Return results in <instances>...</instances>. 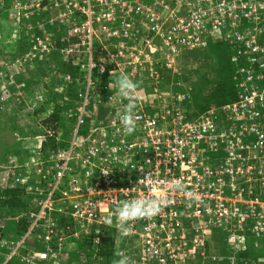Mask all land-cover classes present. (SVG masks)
<instances>
[{"label": "built area", "instance_id": "built-area-1", "mask_svg": "<svg viewBox=\"0 0 264 264\" xmlns=\"http://www.w3.org/2000/svg\"><path fill=\"white\" fill-rule=\"evenodd\" d=\"M3 8L17 23L67 26L65 38L77 39L84 47L67 45L65 50L88 55L90 85L115 70L127 71L132 78L146 72L147 78L158 80L164 68L176 70L172 62L183 49L205 45L211 37L231 41L232 61L244 76L240 84L244 91L236 101L189 116L166 104L188 101L189 93L170 100L156 94L147 103L138 92L139 119L131 135L123 132L120 123L111 131H90L86 137L75 134L73 146L81 148L74 157L72 216L79 223L73 236L89 237L83 250L96 263L104 261L99 253L104 217L119 200L160 195L173 201L160 215L132 223L124 237L136 239L140 259L153 264H175L203 249L204 232L224 226L226 215L236 220L237 231L240 192L225 195L222 185L264 184V44L260 42L264 0H0ZM102 40L117 45L114 49L105 45L103 54L127 57V63L95 59L99 54L95 42ZM142 56L148 57V64L142 63ZM159 56L164 65H159L160 59L154 61ZM244 61L248 64L241 69ZM163 121L168 124L162 126ZM69 163L65 161L66 168ZM148 174L163 185L182 179L185 201L180 192L161 193L166 187L160 184L153 191L143 180ZM193 191L200 195L198 203L187 195ZM182 204L187 211L182 212ZM250 210L264 218L262 209L252 205ZM65 228L72 232L70 224ZM108 228L118 235L115 224ZM55 233L53 227L47 229L43 241H50ZM38 256L28 254L25 259L31 262Z\"/></svg>", "mask_w": 264, "mask_h": 264}, {"label": "rangeland", "instance_id": "rangeland-1", "mask_svg": "<svg viewBox=\"0 0 264 264\" xmlns=\"http://www.w3.org/2000/svg\"><path fill=\"white\" fill-rule=\"evenodd\" d=\"M67 30L62 25L17 23L6 8L0 9V264H112L114 248L124 250L135 264H153L140 259L136 239L120 238L112 228L103 232L101 263L90 261L83 250L89 237L73 236L79 223L72 216L75 191L71 181L74 157L81 148L73 146L75 134L86 137L90 131H111L120 123L128 102L117 100L115 82L121 71L104 73L90 85L89 57L66 52L67 45L84 47L77 39L67 40ZM260 42L264 44V32ZM110 43L95 42L99 51L95 59L127 63V57L103 54L107 44L112 49L117 46ZM233 54L231 41L211 37L205 45L183 49L172 62L176 70L164 68L161 79L147 78L146 72L129 77L139 83L138 92L147 103L156 94L170 100L189 93L188 101L176 99L166 104L196 116L234 102L243 93L244 76L237 72ZM141 59L144 65L149 63L147 56ZM158 59L164 65V58L154 61ZM247 64L241 62V69ZM167 124L163 121L162 126ZM162 186L165 192H160L169 194L167 185ZM222 186L225 195L240 192L236 197L239 228L235 231L236 220L226 215L228 228L224 224L206 230L205 247L175 264H264V218L250 210L253 205L264 214V184ZM180 209L187 211L184 204ZM68 224L71 233L65 228ZM51 227L56 233L44 242L43 235ZM103 239L107 240L103 243ZM104 251L110 252L108 261ZM54 252L60 255L52 256ZM34 253L39 256L33 261L25 259Z\"/></svg>", "mask_w": 264, "mask_h": 264}, {"label": "clouds", "instance_id": "clouds-1", "mask_svg": "<svg viewBox=\"0 0 264 264\" xmlns=\"http://www.w3.org/2000/svg\"><path fill=\"white\" fill-rule=\"evenodd\" d=\"M115 86L117 88L116 94L121 101H128L124 105L123 113L119 119L123 132L126 135H131L135 132L139 119L136 109L138 107L137 99L140 85L131 79L129 75L121 73L115 82ZM143 180L152 186L153 191H155L157 184L163 185L165 183L164 181L152 180L149 174ZM166 183V190L170 193L186 192V185L180 178H174ZM187 195L194 202L198 203L200 201V195L195 191L187 193ZM172 203L171 199L160 195L119 200L115 208L104 217L103 225L111 227L115 224L119 237L124 238L130 234V225L132 223L141 219L154 218L170 207ZM113 255L115 259L112 264H135V261L122 249L114 248Z\"/></svg>", "mask_w": 264, "mask_h": 264}, {"label": "trees", "instance_id": "trees-1", "mask_svg": "<svg viewBox=\"0 0 264 264\" xmlns=\"http://www.w3.org/2000/svg\"><path fill=\"white\" fill-rule=\"evenodd\" d=\"M221 103H223L222 100H221ZM105 240H107V239H103V243H104ZM103 254H106V256H107V261H108V260H109V255H108V254H110V252H105V251H104Z\"/></svg>", "mask_w": 264, "mask_h": 264}]
</instances>
